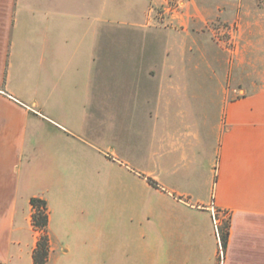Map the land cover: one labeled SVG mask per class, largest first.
<instances>
[{"label":"crops","instance_id":"1","mask_svg":"<svg viewBox=\"0 0 264 264\" xmlns=\"http://www.w3.org/2000/svg\"><path fill=\"white\" fill-rule=\"evenodd\" d=\"M106 1L0 0V264H34L39 232L31 221L32 196L47 203L49 264H264V79L259 90L235 98L234 90L225 88L226 59L197 32L232 1L185 0L170 18L180 31L155 22L152 13L160 0H114L115 13H140L130 21L107 16ZM107 22L123 24L129 33L152 25L142 44L145 52L153 50L154 38L162 43V58H128L123 62L134 73L112 77L119 83L114 109L155 111L161 142L168 133L170 97L183 91L211 98L202 81L216 78L219 121L212 123L206 105L192 145L195 157L214 150L210 181L198 171L183 172L165 188L154 176L155 189L168 198L160 203L108 209L64 201L78 190L68 170L71 115L106 109L107 77L98 68L101 60L89 55ZM133 46L136 52L137 43ZM45 119L51 123V169L33 177L26 151L38 142L32 137ZM181 121L184 137H191L195 125L186 117ZM71 210L77 217H70ZM215 214L218 226L229 220L225 248Z\"/></svg>","mask_w":264,"mask_h":264},{"label":"rangeland","instance_id":"2","mask_svg":"<svg viewBox=\"0 0 264 264\" xmlns=\"http://www.w3.org/2000/svg\"><path fill=\"white\" fill-rule=\"evenodd\" d=\"M230 1L233 3L232 6H225L223 13H215V16L209 17L197 32L202 35L204 44L214 45L217 52L222 53L226 59L225 88L233 89V96L236 98L242 93L259 90L264 79V0ZM106 2L107 12H110L107 16L119 14L120 19L130 21L133 15H140L115 13L118 11L117 7L115 8L118 1ZM183 8H179L178 11H166L160 3H156V13L152 14L156 23L180 31L182 26L170 18L174 12L179 13ZM151 26L129 33L123 24L107 22L104 37L101 34L95 41V49H92L89 57L90 59L95 57L97 63L99 59L101 60L98 68L107 77L104 87L106 109H101L98 113L90 112L84 115L85 117L77 113L71 115L73 124L69 128L73 132L71 134L73 142L68 170L72 172V184L78 190L73 195H68L64 201L73 204L94 203L108 209L115 204L160 203L167 201L168 198L155 189L157 185L154 176L158 177V184L165 188H169L167 185L169 180L177 181L183 172L198 171L202 179L209 181L213 176L214 150L211 155H206L203 151L200 157L199 155L195 157L192 145L197 143L193 134L198 133L196 124L203 115L206 105L210 109L212 123L219 121L220 97H216L215 103L213 94L214 86L217 84L216 78L202 81L203 85L207 84L211 98H206L205 95L190 96L192 93L183 91L179 96L175 93L170 97L172 110L168 114V133L166 140L162 142L159 140L162 125L157 123L158 116L155 111L114 109L113 92L119 87V83L112 77L115 74L134 73V70L126 67L123 61L131 57L139 61L151 56L155 60L163 57L162 43L158 38H154L155 45L152 51L145 52L142 49L146 32L150 37L151 30L154 29ZM92 41L90 39L89 42ZM130 42L132 45H128ZM133 43H137L136 52ZM137 74H141L139 69ZM148 89H151L150 86ZM152 89L154 91L158 89V82L152 83ZM152 101L155 108L157 97L155 96ZM209 101L211 104H205ZM182 117H186V123L195 125L189 130L192 133L191 137L185 138L183 135ZM50 129L51 123L49 119H45L32 137L33 142L35 139L38 142L35 141L31 150L26 151L30 161L29 174L33 177L40 173H48L51 169ZM215 146L213 139V149ZM58 169L62 167L58 166ZM70 213L71 218L77 217L75 215L78 214L77 211L71 210ZM214 217L218 218L216 214ZM223 221L220 226L223 225ZM216 229L219 230L218 224Z\"/></svg>","mask_w":264,"mask_h":264},{"label":"trees","instance_id":"3","mask_svg":"<svg viewBox=\"0 0 264 264\" xmlns=\"http://www.w3.org/2000/svg\"><path fill=\"white\" fill-rule=\"evenodd\" d=\"M149 181L152 180L149 179ZM29 202L32 207V225L33 228L39 232L36 245L32 254L33 262L34 264H47L49 254V214L47 203L43 198L37 196L30 197ZM228 227V219H225V221H223V225L219 226V234L221 239V245L223 248L226 247L228 240Z\"/></svg>","mask_w":264,"mask_h":264},{"label":"built area","instance_id":"4","mask_svg":"<svg viewBox=\"0 0 264 264\" xmlns=\"http://www.w3.org/2000/svg\"><path fill=\"white\" fill-rule=\"evenodd\" d=\"M185 0H160V4L166 11H178L179 8L184 7ZM217 225V218L215 217ZM220 259L223 257L222 253L219 254Z\"/></svg>","mask_w":264,"mask_h":264}]
</instances>
